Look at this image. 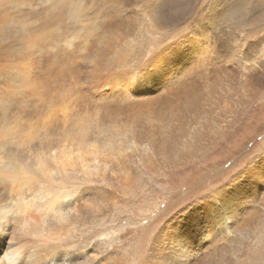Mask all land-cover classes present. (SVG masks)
<instances>
[{
  "label": "bare ground",
  "instance_id": "6f19581e",
  "mask_svg": "<svg viewBox=\"0 0 264 264\" xmlns=\"http://www.w3.org/2000/svg\"><path fill=\"white\" fill-rule=\"evenodd\" d=\"M243 1L200 0L193 12L180 0L167 9L161 0H0V209L10 210L0 264H47L57 249L85 243L79 264H146L154 242L152 264H168L180 245L191 264H247L262 242L264 148L164 217L191 192L169 191L174 173L218 163L210 157L264 93V54L243 49L229 65L222 49L226 17H243ZM205 27L214 43L201 58ZM165 49L180 52L168 75L119 86ZM142 179L164 183L152 200L165 208L126 217ZM85 187L96 191L80 199ZM221 205L214 227H193ZM128 220L156 226L146 252L142 236L131 246Z\"/></svg>",
  "mask_w": 264,
  "mask_h": 264
},
{
  "label": "rangeland",
  "instance_id": "374dc122",
  "mask_svg": "<svg viewBox=\"0 0 264 264\" xmlns=\"http://www.w3.org/2000/svg\"><path fill=\"white\" fill-rule=\"evenodd\" d=\"M244 1L241 6L243 7V10H241V13L243 12V17L241 15V17L236 21L235 18L233 19L232 17H226V20L232 23H228L231 27L228 28V32L224 31V33L228 35H223V39H225L222 49L224 51L225 57L227 56L225 58L226 61L229 59L227 64H229V61L230 63L232 61H235L236 57L240 58L241 56H244L243 51L245 49L250 52L251 55L254 54V56L258 55L257 53L264 54V0ZM199 2L200 0H180V7L186 5L191 8V11H193L194 7L197 6V3ZM262 91L264 92V88ZM129 93L132 95L134 94V92L131 90H129ZM253 109L250 111V114H248L243 119V124H241L240 129H238L237 132L233 134L228 142L224 143L221 146V149L219 148V150H217L212 155L213 157H210L211 159L213 158L214 162L218 161V163H215L212 167H208L197 172L191 168L180 173H174L170 180L173 181L172 183L175 185V187L169 191H178L183 188V190H191V192L189 193V195L186 194L187 197H184L186 198V200H184L182 204L175 206L171 211L170 209H168V211L166 212L167 214L164 215L165 218L189 204V202H191L195 197L200 196L202 193L210 190L213 185L225 181L230 174L235 173L238 168L244 166L251 159V157L257 156L262 152L264 148V93H261L260 96H258V101L253 106ZM218 175H220L221 178L215 182L213 178ZM142 180L139 181L137 185L138 189L133 192L135 194V196H133V202L131 203L133 209L131 207L128 208L125 213L126 217L130 216L133 213L136 215H141V210L146 211H143L144 214H148L149 212H147V209L150 207H153L154 210L156 209L158 211H160L161 208H165V201L161 197H159L158 200L164 201V204H155L154 200H152L153 194H156L158 192L160 193V191L163 190V188L161 187L164 186V183H151L154 186L149 187V185L147 184L148 182ZM140 189L145 190V193L142 194ZM157 205H160V207H155ZM263 207L264 203L258 209L260 210L258 213L260 218L258 219V223L255 227L254 232L257 236L262 237V242L253 248L251 252L253 257H248L249 260L247 261V264H264ZM138 208H141V210H139ZM144 214L140 216L142 219L144 218ZM146 222V220L143 222L128 220L130 227H132L133 229V234H130L128 236L129 238H131V236L133 235L131 246L135 247V244L137 246H140L139 242H136L135 240L138 236H142L141 250L145 252L148 250L150 245V235L156 227L155 226L152 229L143 231L142 224H146ZM161 222L162 221H160L157 225L160 226ZM120 225H117V227H120Z\"/></svg>",
  "mask_w": 264,
  "mask_h": 264
},
{
  "label": "snow or ice",
  "instance_id": "6c2138e0",
  "mask_svg": "<svg viewBox=\"0 0 264 264\" xmlns=\"http://www.w3.org/2000/svg\"><path fill=\"white\" fill-rule=\"evenodd\" d=\"M173 0H161L160 7L167 9L172 6ZM212 6L210 2L209 7ZM195 35V34H194ZM213 32H210L208 27L203 30V42L206 47L201 49L200 57L203 58L206 55L212 54L211 45L213 41ZM180 55L178 50L165 49L156 55L143 67L141 72L136 77L122 76L118 82L121 88L127 89L131 87H137L142 83H147L151 78L158 75H168L169 74V62L170 58L173 56ZM96 190L93 188L85 187L79 193V198L84 199L92 195ZM73 195H76L73 193ZM209 200L219 199V195L216 192H212L208 196ZM224 215V206L221 205L214 212L210 213L207 221H198L193 224L194 228H200L205 231L210 227H214L215 224L219 223ZM10 220V210L7 208L0 209V232L5 228L6 224ZM89 245L85 243L81 247H68L59 248L55 255H49L47 258V264H79V261L83 260L88 253L84 251ZM159 248V243L154 242L153 248L149 254V259L146 264H152V257L155 256ZM171 257L168 264H191V251L180 245L174 246L170 249ZM3 253H0L2 256Z\"/></svg>",
  "mask_w": 264,
  "mask_h": 264
}]
</instances>
